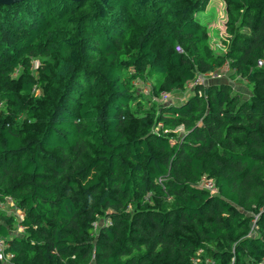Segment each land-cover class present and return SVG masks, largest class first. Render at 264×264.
<instances>
[{
	"label": "trees",
	"instance_id": "16d2710c",
	"mask_svg": "<svg viewBox=\"0 0 264 264\" xmlns=\"http://www.w3.org/2000/svg\"><path fill=\"white\" fill-rule=\"evenodd\" d=\"M207 1L0 5V202L23 213L21 235L0 213L11 264H264V0H223V54L196 18ZM226 63L246 99L213 81L146 106L133 84L162 97Z\"/></svg>",
	"mask_w": 264,
	"mask_h": 264
},
{
	"label": "rangeland",
	"instance_id": "374dc122",
	"mask_svg": "<svg viewBox=\"0 0 264 264\" xmlns=\"http://www.w3.org/2000/svg\"><path fill=\"white\" fill-rule=\"evenodd\" d=\"M197 21L206 27L207 32H208V40H209V45L212 48V50L215 53H224L225 52V46L223 45V41H225L227 38H229V34L227 33L226 30V11H225V3L223 0H208L207 3L204 6V9L199 12L196 15ZM41 62L38 59H32L31 60V74L33 78H39V68L41 67ZM264 69V66H262ZM230 71V70H229ZM21 72L20 69L16 70V72L12 75L13 78H16L18 73ZM231 72V71H230ZM227 73L224 77H221L218 79L216 84L219 83H226L232 86L235 91L239 92L242 94L243 98L246 99L249 96V92L246 87V82L244 80H241L239 76L235 75L234 73ZM37 81V80H36ZM212 82H207L203 85H197V86H205L208 85ZM134 88L136 92L139 94H142L143 97H145L147 100H145L144 104L148 106V103H152L155 105L158 104H163L165 102H173V103H182L187 100V98L191 95V91L197 87L193 86L191 83L186 85V88L178 91H173L170 93L165 94V100H162L161 97H155L151 90H150V83H143L141 81H135L134 83ZM44 91L43 89L39 87H33L32 93L30 97L38 98L43 94ZM25 119L23 116L20 120ZM22 122V121H21ZM175 134L178 136L177 140L182 139V136L184 135V131L182 129H178L175 131ZM0 213L5 214L6 216H13L15 218V223L12 225V233L16 235H21L23 231V227L21 226V221L23 219V213L18 209L17 204L11 200L9 197L4 198L3 201L0 202ZM262 212V209H260L257 213L252 214L253 216L259 215ZM1 221V219H0ZM94 226L97 228L99 221H96L93 223ZM96 232V230H95ZM251 235L255 234V231L249 232ZM234 259H231L232 264ZM0 264H11L9 259L7 260H0ZM206 264H219L215 260H207Z\"/></svg>",
	"mask_w": 264,
	"mask_h": 264
},
{
	"label": "built area",
	"instance_id": "2783aa9c",
	"mask_svg": "<svg viewBox=\"0 0 264 264\" xmlns=\"http://www.w3.org/2000/svg\"><path fill=\"white\" fill-rule=\"evenodd\" d=\"M175 52L180 53L182 51L181 47L179 45L175 46ZM257 65L259 67L264 66V61H258ZM229 72V67L226 64H224L218 71L216 72H211V73H206V74H197V76L195 77V79L193 80V82L191 83L193 86H197V85H203L207 82H213L218 80L221 77H224L227 73ZM162 100H165V94L162 95ZM202 187L207 189L210 194H215L216 193V188L213 184V182L211 180H203L202 182ZM1 207V205H0ZM256 215L253 217L252 221H251V231H254L255 228V224H256ZM250 231V232H251ZM251 234V233H250ZM7 247L5 240L0 239V260H7L10 258H12V255L9 253H5L4 249Z\"/></svg>",
	"mask_w": 264,
	"mask_h": 264
},
{
	"label": "water",
	"instance_id": "95a60500",
	"mask_svg": "<svg viewBox=\"0 0 264 264\" xmlns=\"http://www.w3.org/2000/svg\"><path fill=\"white\" fill-rule=\"evenodd\" d=\"M22 1H24V0H0V5L16 4V3H20ZM69 1L77 2V1H80V0H69Z\"/></svg>",
	"mask_w": 264,
	"mask_h": 264
}]
</instances>
